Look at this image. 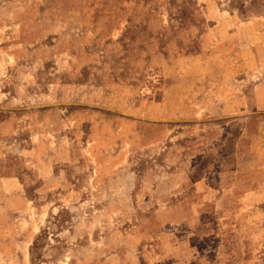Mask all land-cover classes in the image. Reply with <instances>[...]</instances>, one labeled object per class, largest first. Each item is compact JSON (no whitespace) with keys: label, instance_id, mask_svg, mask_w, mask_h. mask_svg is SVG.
I'll return each instance as SVG.
<instances>
[{"label":"rangeland","instance_id":"obj_1","mask_svg":"<svg viewBox=\"0 0 264 264\" xmlns=\"http://www.w3.org/2000/svg\"><path fill=\"white\" fill-rule=\"evenodd\" d=\"M0 264H264V0H0Z\"/></svg>","mask_w":264,"mask_h":264}]
</instances>
